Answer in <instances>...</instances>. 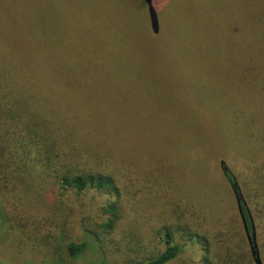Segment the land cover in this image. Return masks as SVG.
Masks as SVG:
<instances>
[{
    "label": "rangeland",
    "instance_id": "rangeland-1",
    "mask_svg": "<svg viewBox=\"0 0 264 264\" xmlns=\"http://www.w3.org/2000/svg\"><path fill=\"white\" fill-rule=\"evenodd\" d=\"M152 4L157 33L144 0H0V44L16 50L10 58L37 61L42 75L68 86L52 90L70 96L72 108H39L45 120L76 131L94 162L113 171L120 190L117 200L109 190L86 188L78 203L45 186L33 213L21 214L19 205L10 208V219L0 215V264H122L121 242L128 240L133 257L153 258L178 222L219 228L225 217L237 216L222 165L241 188L240 176L250 190L259 187L264 0ZM180 188L187 191L184 204L174 198ZM113 200L121 218L105 229L110 215L103 210ZM237 219L230 242L247 263L250 244ZM88 230L104 245L82 239ZM83 240L86 250L70 258L67 245ZM182 242L166 264H202L197 241Z\"/></svg>",
    "mask_w": 264,
    "mask_h": 264
},
{
    "label": "trees",
    "instance_id": "trees-1",
    "mask_svg": "<svg viewBox=\"0 0 264 264\" xmlns=\"http://www.w3.org/2000/svg\"><path fill=\"white\" fill-rule=\"evenodd\" d=\"M0 45L2 46H0L1 217L5 221L10 219L13 215L10 213V208L19 205L22 207L21 214L33 213L30 211L31 205L40 206V199L42 201L43 196L39 192L49 184L51 188L61 189V193L56 194L59 199L63 195L67 197L68 193L69 200L79 203L83 201L81 198L83 192L89 188L93 192L109 190L110 196L114 193L118 200L120 190L118 191L113 171L111 170V174L101 163L94 162L92 155L94 153L88 151V145L86 146L83 141H77L76 131L68 129L65 123L57 124L62 126H52L45 120L42 110L39 109L72 108L70 96H62L59 92L52 90L59 87L62 91V87L67 89L68 86L53 83L50 78L42 75L37 61L24 62L10 58L16 50ZM89 99L90 97L87 96L83 100L92 104ZM90 154L91 159L88 160ZM95 157L98 156L95 154ZM259 167L264 169V162ZM222 172L234 194L239 195L242 214L250 237L253 239L255 235L258 255L260 261L264 263V179L262 178L264 173L260 175L261 178L259 176V187L252 191L248 188L250 183L245 177H239L244 186L241 188L239 186L241 183L238 185L235 176L225 165H222ZM183 191L180 188V191H175L176 195H174V198L182 204L185 202ZM92 205L94 208L95 204ZM105 206L103 211L110 217L102 226L105 229H111L121 218L119 204L113 200ZM36 211L39 213L41 210ZM197 213L200 214V218L205 215L201 208H198ZM238 213L237 216L231 214L225 217L219 228L206 224V229L201 226L197 230L194 226L196 223L180 224L178 222V228H170L166 231L164 249L153 258L137 255L133 257L135 248L132 240L126 243L121 242L122 248L127 252V259L122 264H166L172 261L185 246L182 245V241H189L191 238L195 239L203 250L202 264H253V257L246 263L244 256L237 253L238 249L230 242L229 230L235 222H238L237 217L241 219ZM46 215L51 217L50 213ZM207 219L206 216L202 217V220L209 223ZM178 235H182L184 239L181 240ZM83 238L92 239L94 243L104 245L94 231H85L82 234ZM87 245L88 243L86 244L84 240L79 243L71 241L66 249L69 257L77 258L86 250ZM95 250L100 249L96 247Z\"/></svg>",
    "mask_w": 264,
    "mask_h": 264
},
{
    "label": "water",
    "instance_id": "water-1",
    "mask_svg": "<svg viewBox=\"0 0 264 264\" xmlns=\"http://www.w3.org/2000/svg\"><path fill=\"white\" fill-rule=\"evenodd\" d=\"M146 5H147V11H148V16H149V23H150V27L153 33H157L158 29H159V22H158V17H157V13L153 7L152 4V0H144ZM236 203H237V207H238V211L239 214L241 216L242 222H243V226H244V230L248 239V242L250 244V249H251V254L252 257L254 258V262L256 264H262L257 252V248H256V244H255V235H253V239H251L248 228H247V224L244 220V216L242 214V210H241V206H240V199L239 196H236Z\"/></svg>",
    "mask_w": 264,
    "mask_h": 264
}]
</instances>
